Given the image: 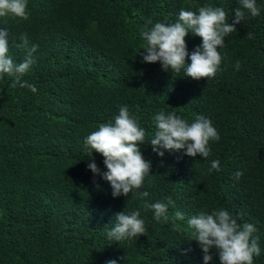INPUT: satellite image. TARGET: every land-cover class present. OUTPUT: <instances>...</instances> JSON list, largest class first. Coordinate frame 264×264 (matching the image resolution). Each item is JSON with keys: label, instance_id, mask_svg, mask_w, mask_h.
Here are the masks:
<instances>
[{"label": "trees", "instance_id": "obj_1", "mask_svg": "<svg viewBox=\"0 0 264 264\" xmlns=\"http://www.w3.org/2000/svg\"><path fill=\"white\" fill-rule=\"evenodd\" d=\"M256 4L260 14L246 13L218 49L215 76L200 80L142 62L141 33L201 6L223 8L231 23L239 0H27V20L0 17L14 63L26 55L23 34L38 46L22 77L36 92L0 75V264H204L187 220L213 210L256 227L261 252L253 264H264V0ZM185 41L189 57L202 44L191 33ZM124 106L146 132L138 147L151 170L140 189L114 198L87 167L92 158L107 171L85 138ZM161 110L189 123L209 119L220 136L209 142V157L154 153L148 143ZM214 160L220 170L209 172ZM156 202L168 204L169 220L157 221L146 207ZM122 211H139L146 235L109 239ZM210 253L208 264H220Z\"/></svg>", "mask_w": 264, "mask_h": 264}, {"label": "clouds", "instance_id": "obj_2", "mask_svg": "<svg viewBox=\"0 0 264 264\" xmlns=\"http://www.w3.org/2000/svg\"><path fill=\"white\" fill-rule=\"evenodd\" d=\"M239 4L240 7L234 10L235 16L231 23L223 8L201 6L196 12L181 9L175 23L157 22L151 28L146 26V30L141 33L147 41V46L141 53L142 62H160L164 71L180 72L183 69L185 77L194 80L214 77L222 60L218 49L223 47L225 37L236 31L235 25L244 20L246 13L251 17L260 14L256 0H239ZM7 15L27 20V0H0V17ZM147 24H152L151 19ZM189 33L202 38V44L192 51L190 57L185 41ZM247 36L249 39L253 38L252 33ZM20 39L26 55L22 62L14 63L8 55L9 31L7 28H0V75L13 77L10 85L13 88L19 85L36 92L35 85L22 80V77L35 63L33 53L38 46L29 47L26 34ZM186 57L190 58V64L185 62ZM236 68H239V62ZM154 122L156 131L148 144L160 157L164 156L165 151L184 150V155L196 157L199 154L206 159L211 151L209 142L220 139L212 122L202 115L189 123L175 113L166 114L161 110L154 116ZM145 136V130L130 115L127 106H124L114 117V122L99 125L98 130L85 138L91 154L93 151L102 154L107 171L102 172L92 158L87 167L94 177L99 176L110 184L114 198L128 196L140 189L144 178L150 175L151 162L144 159L138 147L145 143ZM212 170H220L218 160L211 162L209 172ZM241 175V172L235 174L237 179ZM93 182L97 188L100 187L95 179ZM139 195L147 197L149 194L144 191ZM171 203L168 201V204ZM168 204L156 202L146 204V207L152 209L157 221H167ZM175 219L183 220L184 216L177 212ZM114 220L112 228L107 231L109 239L120 242L146 235L145 222L140 218L139 211L127 214L122 211L114 216ZM187 225L193 230L194 240L202 249L204 264L212 260L211 249L216 250L220 264H253V257L260 255L259 238H253L256 227L251 223L238 224L225 210H213L211 214L202 211L189 218ZM106 264H117V260L110 259Z\"/></svg>", "mask_w": 264, "mask_h": 264}]
</instances>
